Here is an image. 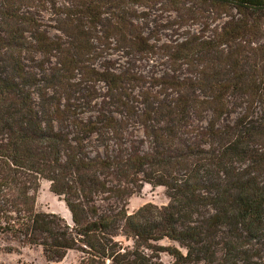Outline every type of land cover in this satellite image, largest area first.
I'll use <instances>...</instances> for the list:
<instances>
[{
    "label": "trees",
    "instance_id": "obj_1",
    "mask_svg": "<svg viewBox=\"0 0 264 264\" xmlns=\"http://www.w3.org/2000/svg\"><path fill=\"white\" fill-rule=\"evenodd\" d=\"M159 4L200 29L162 41ZM145 183L168 203L129 212ZM25 247L264 264V0H0V250Z\"/></svg>",
    "mask_w": 264,
    "mask_h": 264
},
{
    "label": "rangeland",
    "instance_id": "obj_2",
    "mask_svg": "<svg viewBox=\"0 0 264 264\" xmlns=\"http://www.w3.org/2000/svg\"><path fill=\"white\" fill-rule=\"evenodd\" d=\"M149 27L155 33H157L162 41H170L182 37L190 29L197 31L200 26L189 23L188 26L180 27L176 20V14L171 11H167L163 6L157 5L151 12ZM152 70L158 73L164 70V60H158ZM137 134L142 135L139 131ZM147 202H152L157 205H165L168 203V197L166 195V189L164 186H152L149 183H145L143 189L139 194H134L129 200V212L136 211L139 207ZM37 208L45 211H51L58 213L65 217L68 223L73 224L70 211L68 210L65 202L54 194L50 190V182L43 180L37 197ZM125 244H130L131 241H127L124 237H120ZM162 244H170L171 242L167 239L162 240ZM80 258V253L77 250H70L67 256L61 261H49L43 254L41 247H25L21 252H7L0 250V264H77ZM162 259L165 262H170L172 257L167 254H162Z\"/></svg>",
    "mask_w": 264,
    "mask_h": 264
}]
</instances>
